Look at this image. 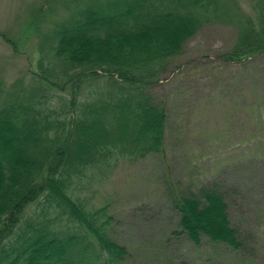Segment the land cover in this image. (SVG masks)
I'll list each match as a JSON object with an SVG mask.
<instances>
[{"label": "trees", "instance_id": "trees-1", "mask_svg": "<svg viewBox=\"0 0 264 264\" xmlns=\"http://www.w3.org/2000/svg\"><path fill=\"white\" fill-rule=\"evenodd\" d=\"M246 1L251 12L233 0L24 4L39 70L9 85L0 79V264L127 263L131 251L115 239L107 206H86L77 193L115 160L163 149L166 105L149 90L205 23L228 19L238 28L217 54L222 62L245 67L264 53V0ZM228 195L213 179L173 188L170 202L193 244L222 245L233 264H246L239 255L255 230L230 213Z\"/></svg>", "mask_w": 264, "mask_h": 264}, {"label": "rangeland", "instance_id": "rangeland-1", "mask_svg": "<svg viewBox=\"0 0 264 264\" xmlns=\"http://www.w3.org/2000/svg\"><path fill=\"white\" fill-rule=\"evenodd\" d=\"M28 1L0 0V79L7 85L39 70L37 38L24 22ZM233 1L251 12L248 1ZM237 30L228 19L205 23L150 88L152 99L166 105L163 149L115 160L77 193L86 206H107L115 239L131 251L126 264H233L226 247L206 239L196 246L180 233L170 202L173 188L195 189L213 179L229 188L230 213L255 230L249 251L239 256L264 264V161L258 158L264 138L254 137L264 124V53L245 67L218 59Z\"/></svg>", "mask_w": 264, "mask_h": 264}]
</instances>
